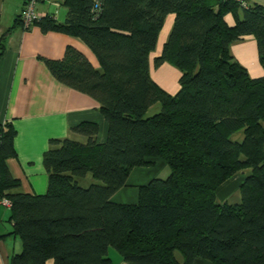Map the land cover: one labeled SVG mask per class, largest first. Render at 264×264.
I'll return each mask as SVG.
<instances>
[{
    "label": "trees",
    "instance_id": "1",
    "mask_svg": "<svg viewBox=\"0 0 264 264\" xmlns=\"http://www.w3.org/2000/svg\"><path fill=\"white\" fill-rule=\"evenodd\" d=\"M62 5L63 21L47 15L35 22L42 31L81 39L99 67L72 46L60 59L42 60L55 79L99 103L107 135L99 143L98 125L81 122L70 131L85 140L50 139L42 154L47 189L31 194L18 189L5 163L16 154V130L0 123V204L9 202L11 234L22 243L9 264H114L110 248L128 264H193L196 257L213 264H264V75L251 77L230 52L231 43L252 35L264 68V5ZM170 13L174 22L154 64L168 62L180 71L173 95L149 73V54ZM11 30L0 33V52ZM155 104L158 112L149 115ZM153 157L165 161L169 175L140 186L136 203L113 202L131 170L150 165ZM246 169L239 201L218 202L217 188Z\"/></svg>",
    "mask_w": 264,
    "mask_h": 264
},
{
    "label": "crops",
    "instance_id": "2",
    "mask_svg": "<svg viewBox=\"0 0 264 264\" xmlns=\"http://www.w3.org/2000/svg\"><path fill=\"white\" fill-rule=\"evenodd\" d=\"M41 7L40 5L39 8ZM174 17L172 13L165 17L155 49L149 54L151 78L172 95L179 89L180 71L168 62L155 66L154 59L161 53ZM15 18L6 25H0V33L12 28L0 52V123L9 122L16 130L13 140L16 154L7 158L5 163L11 176L19 181L20 191L42 194L46 191L48 182L42 154L49 146L50 139L85 140L84 137L70 131L72 126L81 122H94L98 125L99 143H103L107 135V122L100 111L99 103L90 95L55 79L42 57L60 59L66 47L72 46L81 51L94 67L98 68L99 63L89 47L78 37L58 30L42 31L36 22L24 28L20 22L15 23ZM56 18L63 21L65 16L61 19ZM225 18L229 24L233 23L231 14H227ZM230 52L244 67L249 63H256L258 69L252 74L248 72L251 77L264 75V68L258 59L257 44L252 35H246L231 43ZM150 109L156 113L159 105L155 104ZM149 160L152 162L150 165L131 170L126 185L111 196L113 202L136 203L140 186L146 185L152 179H164L169 175V168L163 159L153 157ZM248 172L247 169L243 170L223 182L216 190L217 201L238 202V187ZM86 179L91 181L90 178ZM87 181L84 180L83 183L87 184ZM9 217L10 208L1 203L0 264H9L11 254L22 249L20 238L11 234L12 222ZM108 256L114 264H128L113 248L109 249ZM47 264L53 262L48 261ZM193 264L213 263L196 257Z\"/></svg>",
    "mask_w": 264,
    "mask_h": 264
},
{
    "label": "rangeland",
    "instance_id": "3",
    "mask_svg": "<svg viewBox=\"0 0 264 264\" xmlns=\"http://www.w3.org/2000/svg\"><path fill=\"white\" fill-rule=\"evenodd\" d=\"M250 2H257L262 5H264V0H250ZM23 0H0V25H6L7 23H10L16 16L17 11L22 8ZM40 12H48L54 14L56 17L64 18L67 7L66 5H60L59 7H56L54 5H50L47 3H44L39 10ZM253 64L249 63L247 66H245L249 73H254L255 69L257 70L256 63L252 62ZM260 63V62H259ZM261 65V64H260ZM151 111V112H150ZM148 112L149 115L153 114L152 110L150 109ZM241 136V132H238L236 135L233 136L234 140L239 139ZM115 250V249H114Z\"/></svg>",
    "mask_w": 264,
    "mask_h": 264
},
{
    "label": "built area",
    "instance_id": "4",
    "mask_svg": "<svg viewBox=\"0 0 264 264\" xmlns=\"http://www.w3.org/2000/svg\"><path fill=\"white\" fill-rule=\"evenodd\" d=\"M65 0H24L22 8L20 9L19 20L21 25L24 28L30 27L35 21H38L41 18L46 17L47 15H52L55 19L56 16L54 14L46 12H40L39 6L43 5L44 3L54 5L59 7ZM236 2L240 7L244 8L248 4V0H232ZM1 203L3 205H9L7 200H2Z\"/></svg>",
    "mask_w": 264,
    "mask_h": 264
},
{
    "label": "water",
    "instance_id": "5",
    "mask_svg": "<svg viewBox=\"0 0 264 264\" xmlns=\"http://www.w3.org/2000/svg\"><path fill=\"white\" fill-rule=\"evenodd\" d=\"M16 14H17V17H18L20 15V10H18Z\"/></svg>",
    "mask_w": 264,
    "mask_h": 264
},
{
    "label": "clouds",
    "instance_id": "6",
    "mask_svg": "<svg viewBox=\"0 0 264 264\" xmlns=\"http://www.w3.org/2000/svg\"><path fill=\"white\" fill-rule=\"evenodd\" d=\"M19 17V16H18Z\"/></svg>",
    "mask_w": 264,
    "mask_h": 264
}]
</instances>
